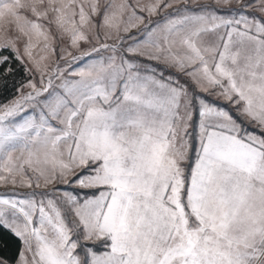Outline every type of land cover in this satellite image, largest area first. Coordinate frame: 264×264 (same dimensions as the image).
<instances>
[{
	"label": "snow or ice",
	"instance_id": "1",
	"mask_svg": "<svg viewBox=\"0 0 264 264\" xmlns=\"http://www.w3.org/2000/svg\"><path fill=\"white\" fill-rule=\"evenodd\" d=\"M14 64L0 264H264V0H0Z\"/></svg>",
	"mask_w": 264,
	"mask_h": 264
},
{
	"label": "trees",
	"instance_id": "2",
	"mask_svg": "<svg viewBox=\"0 0 264 264\" xmlns=\"http://www.w3.org/2000/svg\"><path fill=\"white\" fill-rule=\"evenodd\" d=\"M13 67L15 72L7 78L6 85L0 82V104L13 97L15 88L19 86L20 82L27 79L22 67L17 64H14ZM0 236H2L3 240V244H0V254L14 259L19 251L20 242L8 233H2Z\"/></svg>",
	"mask_w": 264,
	"mask_h": 264
},
{
	"label": "rangeland",
	"instance_id": "3",
	"mask_svg": "<svg viewBox=\"0 0 264 264\" xmlns=\"http://www.w3.org/2000/svg\"><path fill=\"white\" fill-rule=\"evenodd\" d=\"M202 2H205V0H202ZM78 66H82V65H73V67H78ZM27 79H28V77H27ZM15 95H16V92H15ZM13 97H11L10 99H12ZM9 100H7V101H9ZM6 102H4V103H6ZM61 187H65V186H61ZM29 191H31V190L26 189V188L12 189V187L10 185L7 187L0 185V196H5V197H9V198H23L24 195L26 193H28ZM37 191H39V190H37Z\"/></svg>",
	"mask_w": 264,
	"mask_h": 264
},
{
	"label": "crops",
	"instance_id": "4",
	"mask_svg": "<svg viewBox=\"0 0 264 264\" xmlns=\"http://www.w3.org/2000/svg\"><path fill=\"white\" fill-rule=\"evenodd\" d=\"M20 248V247H19Z\"/></svg>",
	"mask_w": 264,
	"mask_h": 264
}]
</instances>
